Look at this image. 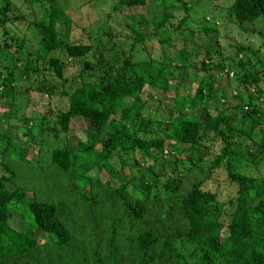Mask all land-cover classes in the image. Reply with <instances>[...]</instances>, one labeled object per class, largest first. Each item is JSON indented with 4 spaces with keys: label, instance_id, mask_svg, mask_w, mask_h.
I'll use <instances>...</instances> for the list:
<instances>
[{
    "label": "trees",
    "instance_id": "16d2710c",
    "mask_svg": "<svg viewBox=\"0 0 264 264\" xmlns=\"http://www.w3.org/2000/svg\"><path fill=\"white\" fill-rule=\"evenodd\" d=\"M220 1L214 22L226 18L244 34L264 17V0ZM23 2L30 6L26 25L38 40L31 53L14 40L3 42L13 51L0 71V100L11 98L4 85L41 73L56 79L43 92L59 94L69 106L51 127L38 118L29 126L18 120L25 130L6 122L0 131V264H264V176L248 173L264 164V64L255 50L237 44L222 59L216 23L197 17L183 0H156L150 6L160 4L161 12L127 23L128 36L157 38L163 55L132 61L112 50L116 36L100 28L90 31L92 43L70 42L71 24L57 0H21L20 10ZM143 5L118 0L113 9ZM19 8L0 0V27L25 18ZM174 10L184 12L178 22ZM170 29L201 35L204 46L188 50L171 41ZM103 37L107 54L96 57ZM65 60L78 64L67 75ZM223 71L236 77L235 101L216 83ZM184 84L185 94L178 95ZM79 121L96 132L77 131L73 150L56 141L39 154L47 135L56 139ZM19 142L34 145L36 164L30 155L26 162L16 159ZM218 169L235 186L226 202L202 187ZM32 175L33 187L26 188Z\"/></svg>",
    "mask_w": 264,
    "mask_h": 264
},
{
    "label": "rangeland",
    "instance_id": "374dc122",
    "mask_svg": "<svg viewBox=\"0 0 264 264\" xmlns=\"http://www.w3.org/2000/svg\"><path fill=\"white\" fill-rule=\"evenodd\" d=\"M118 0H57L58 7L66 14V20L71 24L70 25V35L69 41L72 43H80V42H90L92 43V37L90 35V31L93 30L94 34L96 33V29L100 28L101 31H109L112 36H116V41L111 43V48L113 51L117 49L114 47H118V52H121L123 57H128L132 61H144L148 58L159 59L164 52V47H162L157 38L146 39L144 41H132V35L129 34V29L127 23L138 21L140 18H148L149 16L158 14L161 12L162 8L161 5L158 4L154 8L151 7V4H154L156 0H145V5L139 7H132V8H124L119 10V7L113 9V6L117 5ZM187 2L190 7L194 5L197 12V17L204 18L208 23H216V32L218 35V43L220 49V56L222 59L232 56L235 52L234 46L235 45H244L251 47L252 50H255L258 59L261 63L264 64V17H259L257 20L253 22V31L252 33L244 34L239 31L238 28L234 27L226 18L220 19L218 22H214L215 17L218 15L217 6L214 7L217 3L221 2L218 0L216 3H211L207 0H183ZM172 2V4L178 5L173 1H166L167 4ZM193 2V3H191ZM19 4H21V0H13V5L19 8ZM30 11V6L27 2L22 3V9L20 8L16 10L18 15H25V18L19 19L15 22H7L0 27V71L3 70L4 67H9V59L12 56V49L10 48L9 51L3 49L2 44L6 41L9 45L14 40L16 43L20 44V50L31 53L36 48V43L38 37L36 33L33 31L31 26L26 25V20L29 21V16L27 15ZM127 14H132V16L128 17ZM184 12L181 10H174L173 16L174 20L178 22ZM190 16L196 20V16L194 14H190ZM126 17L125 19H123ZM214 17V19H213ZM250 23L249 25H251ZM190 28L193 25H189ZM64 28V26H63ZM62 27L57 26V31H61ZM100 32V31H99ZM4 34V35H3ZM97 34V33H96ZM169 34L173 40L177 44L180 42L185 43L188 50L192 46H204V37L198 34H194L193 37L191 34H188L186 31H183L180 34L179 31H175L173 29L169 30ZM125 39V37H127ZM101 40V46L96 49V57H99L100 53L106 55L105 49L108 45L105 44V40ZM10 47V46H9ZM192 48H190L191 50ZM92 51H89L90 54H93ZM7 56V57H6ZM18 58V56H16ZM218 58V60H222ZM241 58V55L236 56V59ZM201 59V53L197 55V60ZM253 60V59H252ZM20 64V63H19ZM65 69L67 75L69 72L73 71L72 66H78L76 61L72 60H65ZM17 66V65H16ZM17 68H20L18 66ZM70 68V70H69ZM73 68V69H71ZM22 79H19L17 83L13 85H4L3 87L9 86L11 88L12 94L10 101L3 102L0 100V112L3 110L5 112H9V118L6 119L3 116L0 117V131L4 130V126L7 122V125L13 124L16 127H22L24 129V124L21 125V120H26V125L29 126V122L33 120H37L38 118H43L45 127H51L57 123V116L60 110H65L69 105L66 98L60 96L59 94L56 95H49L46 92V88H49L56 79L53 75H49L48 77L45 75L34 74L31 73L28 76V79H24L21 75ZM106 77L109 78L108 74ZM110 77H113V74L110 73ZM233 76L232 72H222L219 75L217 80V84L219 87H226V90L230 93L231 100L235 101L234 95L236 94L237 85L236 82H233L236 77ZM171 84H174V81H171ZM173 86V85H172ZM264 86V83L262 84ZM186 84H184L181 88L179 87L178 95L183 96L185 94ZM57 90V89H56ZM54 90V92H57ZM253 94L255 95V90H252ZM42 92V93H41ZM175 94V90L171 89L165 93V98L167 101H171ZM144 94L142 93L141 96ZM1 98V95H0ZM264 100V98H260L259 101ZM20 120V121H18ZM25 125V126H26ZM74 128H70V130L66 134H59L57 138H53L50 135H47L46 142L42 145V150L40 151V155L45 151V144L48 143V147L53 146L57 141L59 145L66 144L70 149H74L76 142L80 140L77 137V131H87L88 133H95L96 130H89L86 129L87 126L84 122H76L75 125H71ZM25 130V129H24ZM16 131V130H15ZM12 130V134L16 136V132ZM22 132V131H21ZM86 132V133H87ZM215 146H219V141L215 140ZM26 142H19L17 149H16V159L21 160L23 162L27 161L28 156L30 155L32 158V163L36 164L35 156L36 155V148H33ZM165 154V152L163 153ZM137 155V154H136ZM133 154V159L138 160V157ZM38 156V155H37ZM161 168V165L158 166ZM157 168V169H158ZM168 168H165V174L169 173ZM30 169V168H29ZM49 170V169H44ZM28 175L32 173L30 169L27 171ZM254 177H258L260 174L264 176V164L257 165L256 168H252L248 170ZM28 176L24 186H32L31 177ZM99 179L101 182L107 180L105 174L99 173ZM34 179V177H33ZM192 182V178H189ZM37 183L36 180L33 181ZM186 183V186H189L191 183ZM20 184V183H19ZM18 184V185H19ZM21 185V184H20ZM22 186V185H21ZM33 187V186H32ZM204 189L209 190L210 192L215 191L217 194V200L226 202L227 199L232 198L234 196V189L235 186L230 184L226 179L225 173L223 170L218 169L212 172L211 177L203 184L202 186ZM185 188V186H184ZM183 188V189H184ZM31 195L30 191H27L25 197H29ZM254 201H252V204ZM228 213L227 207L224 208L223 216L225 217ZM221 218V219H222ZM222 220H226L223 218Z\"/></svg>",
    "mask_w": 264,
    "mask_h": 264
}]
</instances>
